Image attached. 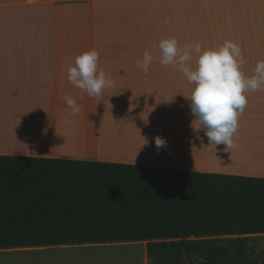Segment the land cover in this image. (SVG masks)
<instances>
[{
	"label": "crops",
	"instance_id": "obj_1",
	"mask_svg": "<svg viewBox=\"0 0 264 264\" xmlns=\"http://www.w3.org/2000/svg\"><path fill=\"white\" fill-rule=\"evenodd\" d=\"M164 38L204 48L230 40L251 76L264 60V0H0V155L264 178V91L245 94L238 148L209 145L192 127L185 98L193 86L159 62ZM92 49L114 82L96 97L68 80L74 58ZM145 50L153 55L147 74L136 64ZM66 96L77 100L78 114ZM157 136L167 148H156ZM107 252H119L110 264L151 263L145 242L5 249L0 260L91 264L82 258Z\"/></svg>",
	"mask_w": 264,
	"mask_h": 264
},
{
	"label": "trees",
	"instance_id": "obj_2",
	"mask_svg": "<svg viewBox=\"0 0 264 264\" xmlns=\"http://www.w3.org/2000/svg\"><path fill=\"white\" fill-rule=\"evenodd\" d=\"M264 178L0 155V250L145 242L150 264H259Z\"/></svg>",
	"mask_w": 264,
	"mask_h": 264
},
{
	"label": "clouds",
	"instance_id": "obj_3",
	"mask_svg": "<svg viewBox=\"0 0 264 264\" xmlns=\"http://www.w3.org/2000/svg\"><path fill=\"white\" fill-rule=\"evenodd\" d=\"M159 62L162 66L178 68L191 84L189 101L192 123L199 126L208 138L209 145H224L226 149L238 148L234 136L238 130V118L247 106L246 93L264 91V60H258L251 76L241 68L245 58L236 43L225 40L221 46L204 48L200 43L179 46L175 38H164L159 44ZM99 53L89 50L77 55L68 68V80L89 96H101L103 90L112 88L114 82L99 69ZM153 62V55L145 50L137 67L145 74ZM71 115L80 112L76 99L65 97ZM156 148H167L165 138H154Z\"/></svg>",
	"mask_w": 264,
	"mask_h": 264
},
{
	"label": "rangeland",
	"instance_id": "obj_4",
	"mask_svg": "<svg viewBox=\"0 0 264 264\" xmlns=\"http://www.w3.org/2000/svg\"><path fill=\"white\" fill-rule=\"evenodd\" d=\"M238 238L240 239V246L244 249L250 250L253 257L258 260L259 264H264V235L242 236ZM117 253L119 252H107L106 254L89 253L82 259L91 264H95L96 261H100V264H110L113 262L111 257H114ZM2 262L3 261L0 260V264H3ZM124 264H135V261H131V259L127 261L124 260Z\"/></svg>",
	"mask_w": 264,
	"mask_h": 264
}]
</instances>
